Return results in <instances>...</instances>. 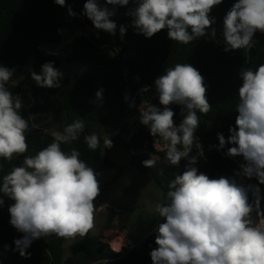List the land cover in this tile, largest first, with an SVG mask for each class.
<instances>
[{"label":"clouds","instance_id":"9594fccd","mask_svg":"<svg viewBox=\"0 0 264 264\" xmlns=\"http://www.w3.org/2000/svg\"><path fill=\"white\" fill-rule=\"evenodd\" d=\"M64 7L66 0H54ZM135 7L125 15L132 18L136 34L151 38L167 29L170 40L187 45L202 37L216 39L211 16L213 8L223 0H131ZM130 0H86L81 15L86 16L95 29L111 35L117 31L116 6H127ZM108 5L113 6L110 10ZM68 14H77L68 6ZM127 26L120 25V38ZM264 33V0H236L223 18L224 51L251 50L256 32ZM15 68L0 65V158L11 161L14 155L28 151L26 132L29 122L21 110L25 107L20 95L6 87ZM238 115L235 127L229 128L226 139L217 133L218 151L227 148L228 157L240 156L237 176L255 178L264 184V64L255 70H240ZM63 73L54 62H46L41 72H31V79L41 88H60ZM159 104L147 101L139 105V123L149 134L164 142L166 160L170 165L188 164L167 185L166 203H158L155 211L163 222L156 226V248L149 253L152 264H264V210H261L259 187L247 188L234 178H209L194 166L204 155L195 136L200 126V114H207L212 105L207 99V85L201 73L191 64L177 63L165 69L154 81ZM103 89L96 93L102 99ZM129 107L135 106L129 101ZM180 105L183 120L176 125L175 112L169 107ZM83 118L68 124L63 132H53L54 140L34 156L24 158L23 165L14 167L3 176L0 184V206L8 197L14 203L8 207L10 225L23 236L14 240L20 256L30 258L27 249L34 240L56 235L71 241L85 237L94 228V201L100 195L99 175L80 158L77 149L65 152L61 144H71L84 131ZM90 150L100 146L96 133L84 137ZM193 146L198 150L190 156ZM112 147V140H104V149ZM159 156L150 154L142 161L146 168L156 166ZM253 200L250 202L248 191ZM255 213L257 219L253 218ZM7 248V246H5ZM95 264H108V260Z\"/></svg>","mask_w":264,"mask_h":264},{"label":"trees","instance_id":"16d2710c","mask_svg":"<svg viewBox=\"0 0 264 264\" xmlns=\"http://www.w3.org/2000/svg\"><path fill=\"white\" fill-rule=\"evenodd\" d=\"M99 2L104 4L105 0ZM235 2L223 0L210 13L216 18L213 25L217 30L215 40L202 37L184 45L170 40L167 29L151 38L136 34L130 26L132 18L125 15L135 7L131 0L127 6L115 7L116 14L111 18L117 23L115 35L95 29L92 22L81 15L86 0H66L64 7L54 0H0V65L15 68L6 87L14 95H20L22 101L27 93L33 100L27 110H21L29 122L26 132L28 151L14 155L11 161L0 158V184L4 175L23 165L25 157L34 156L52 143L53 132H63L68 124L83 118L84 131L71 144H61L63 151L77 149L81 153L80 158L99 173L113 166L100 138V146L94 151L84 140L85 136L95 133L93 125L98 124L112 136L114 145L127 150L132 167L152 176L166 198L167 185L183 172L184 167L170 165L164 159V153L156 151L160 157L156 166L149 169L142 165V161L150 157L146 142L152 136L148 128L139 123L137 107L142 101H147L162 108L154 86L155 79L177 63H188L204 77L207 99L212 105L206 115L198 113L200 126L195 135L201 138L204 155L198 157L194 166L209 178L231 177L245 188L255 185L260 191L264 190V184H259L255 178L236 175L244 160L240 156L225 155L227 148L233 145H226L220 151L212 147L219 143L217 133H222L227 139L230 126L235 127L238 89L242 84L240 70L243 67L255 70L264 64V33L259 31L254 36V47L250 51H224L223 18ZM68 6L77 14L75 17L68 14ZM108 7L110 10L113 8L111 5ZM120 25L127 26L123 39L120 38ZM88 28L95 29L100 36L96 37L94 33L79 36L68 46L69 55L66 58L71 63L86 66V71L68 77L60 70L63 73L60 88L38 87L31 79V72L39 74L46 62H54L56 68L61 64V57L48 55L43 48L61 44L60 30L74 33L87 31ZM143 87L146 89L140 92ZM100 89H103L102 99L96 97ZM125 94L129 96V101L135 102L134 107H129ZM171 109L175 114L180 110L178 107ZM175 124L180 123L177 121ZM197 151L192 156H196ZM251 194L249 190V200ZM101 195L100 191L96 200ZM3 198L5 202L0 206V264H95L105 259L108 264H152L149 253L157 247L153 235L123 252L112 250L99 238L93 237L91 232L85 237L77 236L67 252V240L51 235L34 240L27 249L30 258L22 257L13 250V242L23 234L9 223L8 207L14 201ZM263 206L264 202L261 203V210H264Z\"/></svg>","mask_w":264,"mask_h":264},{"label":"rangeland","instance_id":"374dc122","mask_svg":"<svg viewBox=\"0 0 264 264\" xmlns=\"http://www.w3.org/2000/svg\"><path fill=\"white\" fill-rule=\"evenodd\" d=\"M61 35L65 37V41L68 43L59 47L50 46L61 57V64L58 69L68 77L83 74L86 71V66L71 63L66 59L69 55L68 46L75 39L74 33L63 32ZM46 49L50 50V48ZM55 52H50V54ZM24 89L26 91L27 87ZM32 101V97L27 93L23 101L25 110L29 108ZM93 129L101 139L103 146L106 138L109 137L112 140V136L106 133L100 125H93ZM105 153L114 165L106 167L98 177L102 195L94 202L96 206L94 212L95 226L90 232L93 237L99 238L101 242L110 247L108 241L114 236L119 233L128 235L130 243L127 240V244L120 251L123 252L127 248L136 246L150 235L156 237V226L163 220L156 213L155 206L167 201L151 175L141 173L132 167L131 158L126 149L116 146L112 142V147L105 148ZM260 195L262 203L264 202V190L260 191ZM250 198L251 202L254 199L252 194ZM75 240L76 238L66 241L67 252Z\"/></svg>","mask_w":264,"mask_h":264},{"label":"built area","instance_id":"2783aa9c","mask_svg":"<svg viewBox=\"0 0 264 264\" xmlns=\"http://www.w3.org/2000/svg\"><path fill=\"white\" fill-rule=\"evenodd\" d=\"M63 32L72 33V32L69 31V30H60V31H59V34L61 35ZM78 33H79V34H78ZM90 33H94L96 37H99V36H100L99 33H98L95 29L88 28L87 31L80 30V31L74 32V38L76 39V38H78V37L81 36V35L89 36ZM61 36H62V42H61V44L57 45L58 47H59L60 45H64V44H67V43H68V41H65V37H63V35H61ZM75 39H74V40H75ZM74 40H73V41H74ZM73 41H72V42H73ZM69 42H70V41H69ZM70 44H71V43H70ZM53 49H54V48H50V50H47L46 48H43V50H44L48 55L58 56L59 53H58V52H55V50H53ZM52 50H53V51H52ZM50 52H55V53L50 54ZM145 89H146L145 87L141 88V89H140V92L144 91ZM169 107H178V108L180 109V110L175 114V116L173 117L174 122H177V121H178V122L180 123V122L183 120V116L181 115V108H182V106H180V105H176V104H172V105H170ZM137 110L139 111V106L137 107ZM195 136H196V138L198 139V141H199V143H200L201 138H200L199 136H197V135H195ZM146 147H147L148 151H150L151 154L154 155V156H157V153H155L154 151L164 153V155H165V156H164V159L166 160V149L164 148V142H163V141H159L158 138H157V139H154L153 137H151V138L146 142ZM150 147H151L152 149H150ZM196 151H197V149L195 148V146H193V149H192V152L190 153V156H192V154H193L194 152H196ZM166 161H167V160H166ZM187 164H188V160H187V159H182L181 162H180V165H182L184 168H185V166H186ZM253 218H254V219H257L255 213H253Z\"/></svg>","mask_w":264,"mask_h":264},{"label":"bare ground","instance_id":"6f19581e","mask_svg":"<svg viewBox=\"0 0 264 264\" xmlns=\"http://www.w3.org/2000/svg\"><path fill=\"white\" fill-rule=\"evenodd\" d=\"M111 245L112 249L116 252H120L123 249V246L127 243L124 236L120 235L118 237H114L108 241Z\"/></svg>","mask_w":264,"mask_h":264},{"label":"crops","instance_id":"0c3cea01","mask_svg":"<svg viewBox=\"0 0 264 264\" xmlns=\"http://www.w3.org/2000/svg\"><path fill=\"white\" fill-rule=\"evenodd\" d=\"M120 235H122V236H124L125 237V239H126V241L128 240V242L130 243V240H129V237H128V235H126L125 236V234H122V233H119L118 235H116V236H120ZM116 236H114V237H116ZM107 238V237H106ZM108 238H111V237H108ZM127 244V243H126Z\"/></svg>","mask_w":264,"mask_h":264},{"label":"water","instance_id":"95a60500","mask_svg":"<svg viewBox=\"0 0 264 264\" xmlns=\"http://www.w3.org/2000/svg\"><path fill=\"white\" fill-rule=\"evenodd\" d=\"M133 248V247H132Z\"/></svg>","mask_w":264,"mask_h":264}]
</instances>
